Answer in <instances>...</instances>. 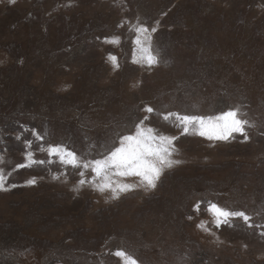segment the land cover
<instances>
[{"label":"rangeland","instance_id":"rangeland-1","mask_svg":"<svg viewBox=\"0 0 264 264\" xmlns=\"http://www.w3.org/2000/svg\"><path fill=\"white\" fill-rule=\"evenodd\" d=\"M232 108L248 140L164 119ZM141 120L176 137L155 188L113 177L135 186L113 198L49 154L102 159ZM0 172V264H264V0H0ZM209 203L259 227H216Z\"/></svg>","mask_w":264,"mask_h":264},{"label":"snow or ice","instance_id":"snow-or-ice-1","mask_svg":"<svg viewBox=\"0 0 264 264\" xmlns=\"http://www.w3.org/2000/svg\"><path fill=\"white\" fill-rule=\"evenodd\" d=\"M10 3H15V0H10ZM157 31L152 28L151 32ZM138 33L135 43L140 46L141 60L137 63L146 62L149 66L158 62L157 57L151 50V36L149 28L140 25L136 28ZM140 33L144 35V41H141ZM115 57H112L115 62ZM118 66V65H117ZM148 113L153 112L151 107L146 109ZM174 118L178 121V125L183 127L184 133H188L190 127L196 134L215 140H228L233 133L243 135L244 140H248V134L245 126L253 127L247 119H243L239 115L238 108H232L228 111L221 112L215 117H204L197 115H181L179 113L169 112L164 116L165 120ZM147 117H144L146 120ZM144 120L134 125L135 131L130 134H117L118 146L116 143L107 149L102 159H94L92 161L81 160L76 153L69 151L61 145L49 147L50 155H58L64 164L72 165L73 167L90 169L95 176L93 183L99 191L111 190L113 198H118L121 192H126L134 185L115 182L113 177H138L140 186L145 188H155L157 181L165 168H170L173 164L179 163L171 159L174 151L173 141L176 137H168L157 135L154 129L146 128ZM32 153H28L27 157L31 159ZM35 163L36 161H32ZM43 163V161H40ZM29 165L19 164L17 167H26ZM84 175L83 172L80 173ZM99 179V183L96 180ZM4 175L0 172V188H3ZM29 184H35L34 179L28 181ZM85 183L83 179L80 184ZM200 205L196 206L197 211ZM208 211L215 217L216 227L221 224H229L231 218H242L249 228L259 227L250 223L251 217L244 211L229 210L220 207L218 204L209 203ZM264 235V232L261 233ZM116 256L124 258L126 264H138L137 260L123 250H118Z\"/></svg>","mask_w":264,"mask_h":264}]
</instances>
